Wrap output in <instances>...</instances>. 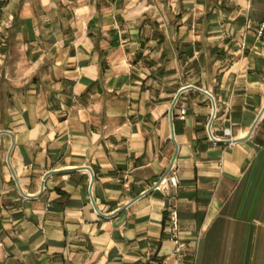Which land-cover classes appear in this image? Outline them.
I'll return each instance as SVG.
<instances>
[{"label": "crops", "instance_id": "crops-1", "mask_svg": "<svg viewBox=\"0 0 264 264\" xmlns=\"http://www.w3.org/2000/svg\"><path fill=\"white\" fill-rule=\"evenodd\" d=\"M263 20L264 0H0V264H264Z\"/></svg>", "mask_w": 264, "mask_h": 264}, {"label": "built area", "instance_id": "built-area-1", "mask_svg": "<svg viewBox=\"0 0 264 264\" xmlns=\"http://www.w3.org/2000/svg\"><path fill=\"white\" fill-rule=\"evenodd\" d=\"M264 29V20L261 23L259 28V34ZM181 117H185L184 110H181ZM164 172V174L157 180L153 181L151 184V189L164 191L165 189L178 187V175L177 170H175L173 165H170ZM167 228H169V239L174 243L175 248L174 252L177 253L180 251L182 243L179 238V214L176 207H172L168 211V221Z\"/></svg>", "mask_w": 264, "mask_h": 264}, {"label": "water", "instance_id": "water-1", "mask_svg": "<svg viewBox=\"0 0 264 264\" xmlns=\"http://www.w3.org/2000/svg\"><path fill=\"white\" fill-rule=\"evenodd\" d=\"M192 87H194V86H192ZM185 88H187V87H185ZM194 88H196V87H194ZM196 89H198L199 91H201L202 93H206V94H208V96H211L209 93H207L205 90L203 91V90H201V89H199V88H196ZM212 97V96H211ZM263 108H264V105H263ZM262 108V109H263ZM213 111H214V107H213ZM215 112V111H214ZM263 113V110L260 112V114L258 115V117L256 118V120H255V122L259 119V117L261 116V114Z\"/></svg>", "mask_w": 264, "mask_h": 264}]
</instances>
